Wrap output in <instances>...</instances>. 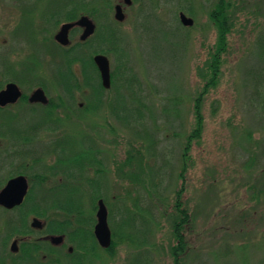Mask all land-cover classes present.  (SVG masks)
<instances>
[{"label": "rangeland", "instance_id": "obj_1", "mask_svg": "<svg viewBox=\"0 0 264 264\" xmlns=\"http://www.w3.org/2000/svg\"><path fill=\"white\" fill-rule=\"evenodd\" d=\"M50 1L35 5L33 0H0V80H20L23 82L20 87L27 95L36 88L38 80H43L48 86L46 93L49 99H57L62 88L56 82L54 70L49 66L51 58L45 56L47 49L40 43L42 36L37 40L31 27L35 25L34 17H37V24L42 22L39 15L41 11L66 8L60 2L55 5L56 8L51 7ZM97 1L100 4L94 5ZM132 1L131 7L125 6L123 0H86V3L93 10L97 6H105L96 20L92 18L97 25L116 20L117 4L122 3L126 7V20L119 22L118 27L129 44L127 47L130 52L131 73L142 84V99L139 101L146 127H142V130L130 127L113 113L118 94L115 88L105 93L102 106L91 110L85 108L92 101L91 94L86 91L76 95V106L83 104V108L74 106L76 114L70 115L73 119L56 125L61 126V129L54 133L40 131V141L37 142L34 137V143L29 144L37 148L34 149L40 152V158L46 159L53 148V145L46 144L55 139L54 142L65 148L61 153L65 167H69V162L79 165L80 161L87 166L96 157L101 163L99 165L109 168V172L100 177L102 183H105L102 195L105 196L107 207L113 216V220H109L113 242L117 238L120 241L123 232L126 241L117 246L116 254L112 253L110 258H107L106 252L98 249L97 253L101 255L86 264H148L150 258L152 264H174L170 251L175 244L173 209L170 208V217H164V208H161L160 213L153 203L159 200L158 192L171 201L182 184L179 173L183 164L186 137L194 127V99L202 93L209 78V53L217 41L216 28L209 17L215 0H196L192 9L189 1L187 5L183 2L192 13L186 14L195 21L192 27H184L179 20V12L182 11L179 0H172L170 4H165L164 0ZM230 2L233 27L227 51L223 55L222 73L217 86L210 88L204 95L203 139L199 144L194 143L189 153L190 167L185 177L183 201L196 214V219L194 229H190L188 233L193 248L183 264H241L240 250L244 248L243 245L248 244L244 238L251 235L254 241L262 236L264 238V202L256 206L255 200L251 201V197H248L252 192L247 190L248 184L252 182L251 173H248L250 169L259 172L264 168V161L256 163L259 161L257 155L264 152V99L259 93L264 88V0ZM33 10H36L35 16L26 14ZM148 13L157 15L160 23L144 20ZM60 27L53 28V39ZM157 30L158 40H154ZM80 36L81 31L72 38L71 44L79 42ZM30 45L37 46L36 53L44 55L40 58L46 59V62L38 63L40 78L35 81H30L36 75V70L29 68L31 62L20 63L31 57L33 51ZM49 49L57 56L56 62L61 61L60 51L55 47ZM85 51L86 49H81L79 52L82 55ZM109 59L112 71L122 64L116 57L111 56ZM32 67H35L33 62ZM119 84H123L122 79L117 81L115 87ZM119 91L123 92L129 106H138L136 100L131 99L128 89L121 88ZM16 109L19 111L14 117L0 112V147L17 150L2 158L0 182L22 168L35 171L39 167L35 157L26 159L28 155L22 153L20 142L25 140L23 132L33 137L35 129L31 128L39 129L45 124L40 117L42 112H30L27 105L20 104ZM42 109L40 110L44 111ZM66 110L70 111L67 107ZM135 114V111L127 112L129 118ZM63 115L69 114H59ZM144 130L149 131L148 136L143 133ZM150 134L157 140V148L153 155L148 156L149 161H143L142 165L145 167V163L149 164L153 171L144 169L140 177L144 183L137 184L140 167L136 170L138 175L133 176L128 167H124V172L120 171L121 163L133 147L148 154ZM9 135L11 136L8 137ZM89 144L93 148L88 149ZM57 148L60 147L56 146L55 149ZM85 150L88 155H83ZM53 158L51 157V163ZM139 165L141 166L140 163ZM158 167L163 168V177H158ZM43 188L42 185L35 192L39 199L45 198L51 202L70 196L69 190H61L55 195L48 194L47 188ZM255 193L258 192L253 194ZM85 200L84 209L88 207L89 211H93L95 207L92 199L88 202L89 198L86 197ZM120 206L127 207L122 209L121 215ZM255 206L259 208V213L253 210ZM151 209L152 214H149L146 210ZM242 209H247L249 216L244 228L242 222L236 221ZM11 216L13 214L0 208V240L7 238L9 232L3 223ZM50 216H54L52 212ZM29 221L32 224V218ZM122 223L123 228L120 229L118 225ZM233 227L236 228L231 230ZM232 232L235 236L231 235ZM11 243L8 242L10 245ZM247 251H251L248 263L257 264L259 259L256 255L257 252L264 251V243L257 251L250 246ZM55 256L61 264H72L74 259L64 250L56 251ZM243 263L246 264L245 261Z\"/></svg>", "mask_w": 264, "mask_h": 264}, {"label": "trees", "instance_id": "obj_2", "mask_svg": "<svg viewBox=\"0 0 264 264\" xmlns=\"http://www.w3.org/2000/svg\"><path fill=\"white\" fill-rule=\"evenodd\" d=\"M35 2V5L39 3H44L46 0H33ZM105 1V0H104ZM178 1V0H177ZM181 5H180V10L186 12V13H191V10L189 7L192 9V5H194L196 0H179ZM185 1L187 5L190 3V6L187 7L186 5L183 4ZM62 3L66 6L65 9L63 10H58V9H52L48 10L51 12H46V11H41L39 15L41 16L42 22L40 24H37L35 20L37 21V17H34V22L35 25H31L33 27V31H35L34 37L38 40V37L42 36V39H40V43L45 46L47 49V54L45 56H49L50 63L49 66L54 70L53 74L56 79V82L59 84V86L62 88V93L58 96L57 99H50V104L48 108L50 109H55L60 106H64L69 108V106H76V95L77 94H82L85 93L86 91L91 94L92 101L85 107L87 110H91L94 108H98L102 106L105 102L104 96L106 92H109L113 90L114 88L117 90V97H116V103L113 106V113L116 114L117 118L120 119L121 121H124L127 125L130 127H146L144 121V115H143V110L141 108V103L139 99H142V96L140 95L142 84L139 82L136 78V76L131 73V68L129 66V44L126 42V39L124 36L121 34L119 30V25L120 23L117 22L116 20L111 22V23H106V24H98L97 25V31L95 36H93L91 39H89L86 42H77L74 45L65 48L60 45H58L54 39H53V28L56 29L58 26H60L63 22H71L75 21L78 18H80L82 15H89L90 17L94 18L95 20L97 17L100 15V13L103 12V9H105V6L103 5L101 7L97 6L96 9H89L88 4L86 3V0H51L50 5L51 7H55L57 3ZM198 2V0H197ZM165 4H170L172 3V0H164ZM100 4V1H97L94 5ZM110 9V8H109ZM231 2L230 0H215V3L213 4L212 9L210 10L209 17L211 21L213 22V25L216 28L217 32V41L214 49L209 53L211 60L208 62V69H209V78L207 80V83L205 85L204 90L202 93L194 99V107H193V113H194V127L189 135L186 137V143L184 147V152H183V164L181 167V172L179 173V181H182V184L180 188L175 192L174 199L171 201L168 200L166 197H162L159 195L158 192V201H154L153 205L154 207H158V211L161 213L162 210L161 208L163 207L164 217H170L168 215L170 208L173 212V235L175 237V244L170 248L171 251V256L173 258L174 264H183L184 259L186 256L190 255L191 247L190 241L192 240L188 233L190 229H194V222L196 219V214H194L193 211H190L188 205L186 202L183 201V194L185 192V181H186V174L189 170L190 165L188 164L189 160V153L191 151L192 145L194 143H201L205 131V116L203 112V105H204V95L209 92L210 88H215L217 84L219 83V78L222 73L221 67L223 63V55L226 53L227 48H228V41H229V35L231 33L232 27H233V19H232V14L231 11ZM36 11V10H35ZM34 10L32 12H27V15H36V12ZM49 13V14H48ZM142 17V16H141ZM140 18V17H139ZM144 20L147 21H156L160 23V18L155 15L148 13L146 14ZM142 25L144 22L141 23ZM25 25V24H24ZM22 29V28H21ZM145 30L146 27H143ZM160 30V29H159ZM157 30L154 33L153 39L158 40V31ZM79 30L74 29L72 31V37H76L78 34ZM163 33V31H161ZM44 37V38H43ZM28 43V42H27ZM128 46V47H127ZM50 47H55L57 50L60 51L61 55L59 62L57 61V56H54L55 53L51 52L49 49ZM31 51H33L31 57H28L26 60L20 62H31L29 64V68L32 70H36V75L32 77V80L30 81H35L40 78V71L39 68L37 67L38 63L40 62H46L45 58H40V55L37 54V46H31L30 45ZM81 49H86L85 52L80 54ZM105 54L108 57H116L118 60L122 62V64H119L116 68V70L112 71V87L109 90H106L103 85H102V80L100 76V72L94 63V56L96 54ZM51 55V56H50ZM32 62L35 65V67H32ZM39 73V75H38ZM123 80V84L117 85L118 87H115L116 83L118 80ZM12 80V79H11ZM262 80V78L260 79ZM13 82L18 83L19 85H23V82L20 80H12ZM9 80L2 79L0 80V89H2L5 84H7ZM35 86H41L43 87L46 91L48 90L47 84L43 80H38ZM128 89L131 94V99H135L136 102L138 103V106H129V103L125 101V97L122 95L123 92H120L119 89ZM211 90V89H210ZM260 96L262 99H264V88L262 91H259ZM27 94L24 96V98L21 101L20 105H28L27 103ZM134 102V103H136ZM32 109H34V106H31ZM78 109H81L77 107ZM77 109V110H78ZM3 110L4 112L8 113L10 117L17 116V114L13 113V111L9 109H0ZM135 111L136 114L135 116H127V112H132ZM71 117L70 115H67ZM131 119V120H130ZM45 129H50L51 132L57 131L58 126L56 125H46L44 126ZM37 129L35 127H32L31 130ZM44 129V128H43ZM29 130V128L27 129ZM38 130V129H37ZM35 130V131H37ZM34 131V132H35ZM26 133V132H23ZM143 133L145 135H149L148 130H144ZM24 136H30V134H24ZM153 135L150 134L151 140L148 144L147 147V152L148 154H144L141 149L133 147L132 151L127 152V158L123 160L124 162L121 163L122 167H120V171L124 172L125 168L128 167L131 169L130 173L133 176H137L138 173L136 172L137 167H140V173H139V180L136 182L137 184H143L144 181L142 178L140 179L142 172L147 170L153 171L152 168H150L149 164H146V161H149L148 156L150 154L153 155V152L156 151L157 148V140H154L152 137ZM159 139H158V146H159ZM88 149L93 148L91 144L87 145ZM87 149V148H86ZM264 149V148H263ZM86 152V150H85ZM83 155H88V153H84ZM147 155V156H146ZM258 160L256 163L264 161V152L259 155H257ZM96 159V164H101L97 158H92V160ZM91 160V161H92ZM89 163L93 164V163ZM145 161L144 165H142V162ZM256 161V160H255ZM190 162V161H189ZM138 163L141 164V166H138ZM127 165V166H126ZM193 166V164H192ZM257 168V167H256ZM255 168V169H256ZM102 169V168H101ZM99 169L98 171H101ZM162 167H158V177H163L161 175L162 172ZM251 171L248 173H251V183L248 184L247 190L252 192L249 198L251 197L252 199L255 200L256 206H260L264 202V168L261 171L253 170L250 169ZM146 172V174L148 173ZM69 192L73 193V191L76 190V188H67ZM258 190V191H257ZM254 192L255 195L253 194ZM93 204L96 206V201L99 198H105L101 194V192L96 191V189H93ZM152 198H154L152 196ZM210 199V198H209ZM219 199V196H218ZM107 200V199H106ZM216 201V200H215ZM33 203V204H32ZM31 204L27 203L23 205L19 210L13 212V216L10 218L6 219L3 224H5L4 228L9 232L7 234V238L4 241V244H7V241L15 237L17 234H19L22 230H28L31 228L30 225V216L35 215L38 217L42 218H47L48 219V232L51 234H67L68 237L74 241V229H75V217L77 216V212L79 210V205L76 202L75 195H71L64 198L60 199L57 202H54L50 204V210L52 214L54 215L52 218L51 216H47L46 213L43 210V207L38 204L32 202ZM158 204V205H157ZM254 207L255 213H259L257 207ZM126 207V206H125ZM125 207L120 206V215L122 214L121 212L123 211L122 209H126ZM149 214H152V209L151 210H146ZM238 217L236 218V221L242 222L243 223V228L245 225V222L247 220L248 212L247 209H242L239 212ZM253 216V215H252ZM231 218V217H229ZM235 218V217H234ZM242 220V221H241ZM129 221L127 220L126 223ZM193 222V224H191ZM235 223V222H234ZM233 223V225H235ZM160 222H158V226H160ZM232 225V226H233ZM118 227L121 229L123 228V223L119 224ZM231 228V227H229ZM236 227H233L231 230H234ZM242 229V228H241ZM230 232V230H227ZM117 232V231H116ZM115 232V235L117 236ZM231 235L235 234L232 232ZM131 237V235H130ZM252 235L251 236H246L244 238L245 242H248V244L243 245L244 248L240 250V259H241V264L245 261L246 264L248 263V257H251V251H247V248L250 246L251 248L255 249L257 251V248L264 243V238H258L256 241H254ZM256 237V236H255ZM130 240H132L130 238ZM126 241L124 232L122 234V239L119 241L117 238V241L113 242V245L110 249L112 253H115V249L119 244H122L123 242ZM254 241V242H253ZM253 242V243H251ZM254 253V252H253ZM116 254V253H115ZM249 257V258H250ZM255 257V256H253ZM256 257H258L259 261L257 264H264V251L263 252H257ZM256 260V259H255ZM252 261V260H251ZM148 264H152L151 258L148 259ZM244 264V263H243Z\"/></svg>", "mask_w": 264, "mask_h": 264}, {"label": "flooded vegetation", "instance_id": "obj_3", "mask_svg": "<svg viewBox=\"0 0 264 264\" xmlns=\"http://www.w3.org/2000/svg\"><path fill=\"white\" fill-rule=\"evenodd\" d=\"M81 35L84 29H80ZM71 38V34H70ZM82 42V41H81ZM48 96V95H47ZM24 97V94H23ZM22 97V98H23ZM29 97V96H28ZM18 104H21L19 101L17 104L7 105L4 107L0 106V109H9L13 111V113L18 114L16 111V107ZM28 108L31 109L30 112L33 113H41L40 116L44 119V123L42 127H40L37 131L33 132V137L31 136H24L25 140L21 143L22 153L24 155H28L26 159L35 157L34 159L36 162L39 163V167L37 170L31 171L29 168L25 169L22 168L21 170H17L10 175L6 176L0 182V192L6 187L8 182L16 177L23 176L28 181V193L25 196L23 203L20 206H16L12 209H8L2 205L0 208L10 214L19 210L23 205L32 202L38 203L43 207L44 212L47 216H50V204L59 201L60 199H54L51 202L47 201L45 198L39 199L36 196V190L42 187L45 189L47 188L48 194H57L61 190H67V188H76L73 193L69 192L71 195H79L75 196L76 202L79 205V210L77 212V216L75 217V229H74V241L68 237L67 234H51L48 232V219L38 217L35 215H31L30 218H38L43 222V226L41 228L32 227L28 230H22L19 234L15 237L7 241V244H4V239L0 240V264H61L59 259L55 256L56 251L64 250L65 253L71 257H73L72 264H86L89 261H95V258L101 253H97V250H101L106 252L107 258L112 257V252L110 251L111 248L106 249L102 247L96 237L95 229L98 224V204L100 200H103L106 204L104 198H99L96 201V206L93 211H89L88 207L84 209L85 198L88 197L90 202V198L93 200L92 194L93 189L96 191L103 193V188L105 183H102L100 177L105 175V173L109 172L108 166L98 165L96 164V159L92 160L91 163L87 166H84L83 162L80 161L78 164H73L75 162H69V167H65V160L62 159L61 153L65 150L63 145L60 146L58 142H54L55 139L49 141L46 146L53 145V148L50 149V153L46 156V159H42L39 157L40 152H36L33 146L29 144H33V138L37 139V142L40 141V137L38 135L42 132H50V129H45L44 126L50 125L46 123H53L52 125H59L66 122V120L73 119V117H67L65 115L59 116L60 113H68L69 115H75L76 109L74 106L68 108L67 111L66 107L60 106L55 109L48 108L49 104L45 105L43 103H31L27 101ZM25 104H23L24 106ZM31 106L35 108L32 109ZM43 108V109H42ZM79 108H83V104H80ZM40 109L44 110L41 111ZM75 110V111H74ZM0 112H4L0 110ZM6 113V112H5ZM69 118V119H68ZM61 126H58L57 131ZM44 128V129H43ZM42 131V132H40ZM54 133V132H53ZM9 135L8 137H10ZM7 137V136H6ZM2 138V137H0ZM44 141V140H43ZM36 142V141H35ZM46 142V141H44ZM42 142L43 144H45ZM16 145V144H15ZM92 145V144H91ZM58 146L60 148L55 149ZM37 149V148H36ZM4 150L3 153H0V167L2 166V158L6 157L7 155L11 154L14 148L10 149H2L0 147V151ZM40 151V150H39ZM21 152V151H19ZM38 155V156H36ZM51 157L53 158V162L51 163ZM82 162V163H81ZM102 168V169H101ZM101 169V171H98ZM91 175V176H90ZM59 178V179H58ZM58 181V182H57ZM87 189V190H84ZM84 191H87L85 193ZM109 195V194H108ZM107 197V196H106ZM33 204V203H32ZM107 206V204H106ZM108 225L109 220L110 222L113 220V216H111V210L108 208ZM111 230V227H110ZM3 232V230H1ZM112 232V230H111ZM54 235L63 236V243L59 245H54L51 243L50 237ZM113 237V233H112ZM12 242L11 245L8 242ZM14 243L16 245H14Z\"/></svg>", "mask_w": 264, "mask_h": 264}, {"label": "water", "instance_id": "obj_4", "mask_svg": "<svg viewBox=\"0 0 264 264\" xmlns=\"http://www.w3.org/2000/svg\"><path fill=\"white\" fill-rule=\"evenodd\" d=\"M126 5H132V0H123ZM115 18L123 22L126 19L124 8L121 4L115 7ZM180 20L185 26L194 25V20L188 17L184 12L180 13ZM75 27L84 28V33L81 36L82 40H86L96 31L95 22L88 16H83L74 22H67L61 25L60 31L56 34L55 40L67 46L70 43L69 33ZM94 61L100 71L103 86L106 89L111 88V64L107 56L98 54L94 57ZM23 95L21 88L15 83H9L6 87L0 90V106L17 103ZM31 103L41 102L48 104L49 99L42 88L36 89L29 97ZM28 193V181L25 177L19 176L8 182L6 187L0 192V205L12 209L23 203L26 194ZM98 224L95 229L96 237L100 245L104 248H110L112 245V233L108 225V210L103 200L99 201L98 209ZM33 227L41 228L43 222L35 218L32 222ZM63 236L54 235L50 237L51 243L59 245L63 243ZM14 245H16L14 243Z\"/></svg>", "mask_w": 264, "mask_h": 264}]
</instances>
